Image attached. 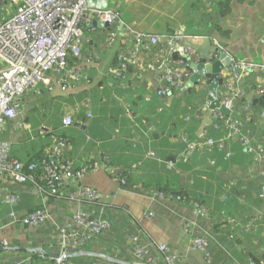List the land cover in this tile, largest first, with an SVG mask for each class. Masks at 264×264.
<instances>
[{"label":"crops","instance_id":"crops-1","mask_svg":"<svg viewBox=\"0 0 264 264\" xmlns=\"http://www.w3.org/2000/svg\"><path fill=\"white\" fill-rule=\"evenodd\" d=\"M218 1L112 0L109 5L120 10L124 27L96 28L91 25L92 21L85 26L82 54L68 69L73 74L82 69L81 78L52 72L53 89L40 85L19 98L20 115L11 119L0 133V140L10 145L9 154L28 163L37 155H43L51 145L55 147L59 136L64 135L67 147L63 159L71 161L75 168L87 167L82 183L96 188L104 197L102 205L84 204L83 207L102 214L112 226L91 243L96 251H82L105 253L133 263L131 237L139 234L142 242L153 243L152 253L158 257V264H166L157 247L162 243L167 245L169 253L177 256V264H252L244 255L247 245L234 246L226 233L214 232L215 224L224 222L226 217H204L197 205L159 200L150 191L151 186H166L168 182L187 186L195 195L205 196L214 214L220 205L215 196L217 190L232 189L238 182L248 190L253 187L246 181H254V197L251 194L253 198L247 199L248 204L258 202L264 208L258 196L262 179L260 167L253 163V156L240 141L228 145V150L233 151L229 159L226 151L217 147L213 151H205V148L189 151V144L184 141V134L191 143L199 140L205 128L216 134L210 127L214 110L208 101L209 80L202 91L199 84L195 86L201 95L206 92L204 102L199 103L185 94L190 88H180L171 97L160 96L157 74L149 63L141 70L131 67L124 78L115 73L121 64L120 56L134 46L133 37L125 34L127 29L155 34L183 31L189 37L187 40L198 45L209 37L213 45L222 47L236 62H264V0H229L224 14ZM112 33L116 40L109 43L106 38ZM197 53L200 55L199 51ZM225 73L236 79L231 69H226ZM236 73H241L239 84L251 103L264 87V72L243 74L237 69ZM60 80L66 83L65 88L58 83ZM204 80L207 81L205 77ZM251 80L258 83V89H253ZM243 107L237 102L233 115L243 118ZM66 116L72 117L71 125L63 123ZM247 127L252 130L250 125ZM221 134L223 130L217 138ZM261 136L264 138V129L256 133L257 140ZM230 171L235 172L238 179H231L233 172ZM77 189L76 184L67 185L63 191ZM8 192L20 196L16 205L5 203ZM44 197L31 182H18L9 177L0 180V225H7L5 236L11 247L0 245V260L30 259V252H36L31 250L33 248L52 251L50 248L56 242L55 225L49 222L30 229L13 224L11 217L14 210L21 217L46 206L61 224L71 218L78 206L63 196L49 200ZM263 211L253 204L250 205L253 216L239 214L241 236L255 237L252 248L256 246L257 251L264 247ZM189 222H195L193 232L188 228ZM252 222L256 226L247 230ZM197 236L208 240L212 263L206 260L203 251L194 248ZM73 257L78 258V264L96 261L88 254ZM107 260L101 264H114Z\"/></svg>","mask_w":264,"mask_h":264},{"label":"built area","instance_id":"built-area-1","mask_svg":"<svg viewBox=\"0 0 264 264\" xmlns=\"http://www.w3.org/2000/svg\"><path fill=\"white\" fill-rule=\"evenodd\" d=\"M89 1L0 0V133L4 131L11 119L20 115L19 98L28 90L36 89L40 85H46L53 89L50 73H68L69 77L74 79L81 78L82 69H78L79 71L77 70L74 74L70 73L68 69L70 58H78L82 54L84 28L89 22L97 19L104 22L120 21L123 23L120 10L109 5L112 0H94L106 1L108 5L105 8L91 6ZM125 34L133 37L134 46L126 55L120 56L121 64L115 70L117 77L124 78L130 66L141 70L146 63H149V67L157 74L160 96L171 97L176 90L185 86L191 75V70L179 66L181 62H177L174 55L181 47H184L186 61L187 59L196 60L200 55L193 48L184 45L185 40L189 37L183 31L172 34H155L127 29ZM106 40L113 43L116 40V35L112 33L107 36ZM216 56V54L211 55L208 60L213 61L217 58ZM237 62L240 66L239 70L243 74L251 71L264 72V62L249 60ZM223 75L227 78V82L222 89L221 106L214 109V119L210 125L216 131L224 130L226 135L215 138L209 134V129L205 128L197 141L191 143L186 134L183 138L189 144V151L202 148L213 151L217 147L226 151L227 159L232 154V151L228 150V145L240 141L245 151L253 156V163L260 167L262 179L259 185V197L264 201V143H259L250 133H246V126L242 119H236V116L233 115L238 98L245 93L239 84L242 75L238 74L239 76L235 80L231 79L225 71ZM58 83L65 88V82L60 80ZM259 93L264 95V87L260 88ZM261 117L264 119V111L261 113ZM63 123L71 125L72 117H64ZM66 147V141L58 139L52 151V159L45 168V176L49 184L48 190L37 188L45 196V192L57 194L61 184L66 186L76 184L78 186L77 192L68 194L69 200L78 205L73 210V215L63 224H55L58 229L57 244L60 247V253L82 250L112 226L110 220L102 214H94L83 207L84 204L102 205L104 197L96 188L82 183L88 171L87 167L77 169L71 161L60 160ZM9 151V143L0 140V180L9 177L18 182L34 181L30 173L24 172L23 162L12 157ZM213 164H216V161H213ZM37 168L38 164L35 162L28 166L29 171H34ZM155 192L158 195L153 193L156 198L164 200L162 192ZM19 199L20 196L16 192L5 194V203L10 205H16ZM198 209L201 215L206 214V211ZM51 216L49 210H38L21 215V217L17 215L16 210L11 211L13 224L21 220L26 225L36 226L46 223V220ZM229 223L235 224L233 220H230ZM262 224L264 226V220ZM194 226L195 222L188 223L191 232H193ZM255 226V222H252L248 225L247 230H251ZM6 229L7 225H0V245L5 248L8 247V238L3 234ZM131 244L135 263L158 264V257L152 253L153 243L142 242L141 236L137 234L131 237ZM157 247L169 264H177V256L168 252L166 244H158ZM194 248L203 251L206 260L210 261L209 242L205 237L195 238ZM28 260L27 263L30 264L31 260L29 262ZM64 260L65 258H57L56 262L63 264ZM23 263L24 261L18 259L11 262L2 259L0 262V264ZM91 264L101 263L94 261Z\"/></svg>","mask_w":264,"mask_h":264},{"label":"trees","instance_id":"trees-1","mask_svg":"<svg viewBox=\"0 0 264 264\" xmlns=\"http://www.w3.org/2000/svg\"><path fill=\"white\" fill-rule=\"evenodd\" d=\"M218 6L221 8V10H220L221 13L224 14L225 11H227L228 8H229V0H219L218 1ZM76 58L77 57H71L70 58V63H73ZM174 58H175V60L177 62H181V64H179V66L186 67V65H185L186 57L183 54L177 52L174 55ZM131 67L132 66H130L129 69ZM187 69L190 71L189 68H187ZM205 78L207 79V81L204 80V78H203V80H201L198 83V84H201V86L199 88L200 91H202L203 84L208 82V80H209V77H205ZM226 79L227 78L223 75L222 76V81H221V84H220V87H219V92H218L220 100L223 97V95L221 94V90L224 89L223 86L227 82ZM250 83L252 84L253 89L256 90V89L259 88L258 83L256 81L251 80ZM199 89H197L196 87H192V88H190V90H187L185 92V94L194 97L195 101H198L199 103H203L204 102L203 98L206 95V92H205L204 95H201ZM247 100H248V96L246 95V93H244V94L240 95V97L238 98V101H237L239 104H243V106H244L243 108L245 110V113H244V117L241 118V119H242L244 125L246 126V130H247L246 133H250L256 139V141L259 140V143H264V138L262 136H261V139H259V137H258V140H257V137H256L257 131H259V129H260V131H261V129H264V119L261 117V113L264 111V105L260 103V99L257 96L253 98V101L251 103H248ZM226 115L229 116V114H227V113H226ZM236 119H240V118L236 117ZM248 125H250L252 130L249 127H247ZM210 127H211V125H210ZM211 129H213V128L211 127ZM219 131L214 130V132L216 134H213L212 130H210L209 134L214 136L215 138H217ZM221 135L222 136L226 135L224 130H223V134H221ZM222 136L219 135V137H222ZM59 139H63L67 143V140L64 138V135H60ZM53 147L54 146L51 145L48 148V150L45 151V153H43V155H37L32 161H29L28 163H23L24 172L30 173L32 175L33 180H34V181H30V182L33 183L36 186V188H39V189L42 188L44 191L48 190V187H49V184H48L46 176H45V168L50 163V160L52 159ZM205 151H207V148H205ZM64 153H65V151H64ZM60 160H64L63 157H60ZM32 162L37 163L38 164V168L36 170H34V171H29L28 170V166ZM79 168H81V167H79ZM79 168H77V169H79ZM70 185L71 184H69V186ZM65 186H66L65 184H61L58 187V190H59L58 193L55 194V195L54 194H48L49 192H45L44 193L45 194L44 198H47L49 200L50 197H59L60 198V197L63 196L68 202H70L71 200H69L68 194L70 192H77L78 189H77V191H72L71 190L69 192H64L63 189L65 188ZM151 187L153 189V190L152 189L150 190L151 193H155L156 194L155 191H159V192H162L164 194V200L163 201H170V202H173V203H183V202L185 203L186 202V204H190L191 207L194 206V205H197V208H201L203 211H206V214L202 215L204 217H206V216H208V217L210 216L211 217L212 215L213 216L216 215L217 219L218 218L220 219L223 216L226 217L224 222H220L219 224H215L214 232H216V233H218V232L226 233L228 235L227 236L228 239L230 241H233V245L234 246H239V245L245 246V245H247L248 246V251L244 250L245 251L244 255H246L248 260H250V262H252V264H264V247L262 248V250L259 249V251H257L258 249H257L256 246H255V249L252 248L253 243H254L253 240H257V239L255 237H253L252 235H250V234H249L250 235L249 237L242 238V236H241V234H243V233H241V232H243L242 231V226H241V223L239 222V220L237 219V214H238V216L240 214L239 213V209L237 207V204H238V202L242 203V201H245L248 198H253L251 196L250 192L248 191V190L251 191V189H248V190L245 189L241 185V183L238 182L237 184L234 185V187L232 189H230V188H222L221 190L220 189L217 190L218 192L215 194V196L219 200L220 205L217 208H215L216 211H214V214H213L212 210L210 209V206L207 204V199L205 198V196L201 195V194L200 195H195L194 193H192V191L187 186L182 187V186H177V185H171V183L168 182L166 186H164V185H155V186H151ZM258 196H259V192H258ZM47 203H48V201H47ZM46 205L48 207H50L48 204H46ZM208 208H209L210 211L208 210ZM38 210H49L51 212V214H52V211L49 208H47L46 206L38 208V209H36L34 211H30L29 213L35 212V211H38ZM229 216H231V217H229ZM230 220H233V222L235 224L229 223ZM46 221H47L46 223L38 224L36 226L26 225L21 220L18 223L22 224L26 228L37 229V228H40V227L46 225L49 222H51L52 225H54L55 222H56V220L54 219L53 214ZM58 224H60V223L58 222ZM212 230H213V227H212ZM6 233H7V229L3 232L4 236L6 235ZM105 233H107V231H105L101 235H99L97 237V239H99ZM197 237H201V236H197ZM261 241L262 240H260V242ZM90 245L91 244H88L87 246H85L82 249L96 251L95 248L90 246ZM50 250L57 251V252L60 251V247L58 246L57 242H55V244L50 248ZM208 252H209V259H210L209 262L212 263L213 258H212V254L209 251V248H208ZM30 254H31L32 258H30L29 260L28 259H24L23 260L24 261L23 264H29V263H27V260H28V262L31 260L30 264H57L56 263V259H53V258L43 254L40 251L30 252ZM161 255L164 257L163 254H161ZM94 257H95V260L99 261L100 263L106 261V259H104L103 257H96V256H94ZM77 259H78L77 257L66 258L63 261L64 262L63 264H78V263H76ZM164 259H165V257H164ZM1 261L2 260H0V262ZM165 261H166L165 263L167 264L168 261L166 259H165ZM109 263H111V262H109ZM85 264H91V262L90 263H85ZM114 264H120V263H115L114 262Z\"/></svg>","mask_w":264,"mask_h":264},{"label":"water","instance_id":"water-1","mask_svg":"<svg viewBox=\"0 0 264 264\" xmlns=\"http://www.w3.org/2000/svg\"><path fill=\"white\" fill-rule=\"evenodd\" d=\"M91 6L96 5L99 8H105L107 7L108 3L106 1H89ZM92 26L96 28H107V27H120L121 29L124 27V24L120 21H114V22H104L102 20L94 19L91 23ZM185 46H189L193 48L194 50H197L200 52L199 58L196 60L194 59H187L186 61V67L191 70V75L189 79L186 81L184 88L189 89L192 87H195L198 85V83L204 78L209 77V86H208V101L210 103L211 109H217L221 106V101L218 95L219 87L222 81V73L226 69H231L233 71V75L237 78L239 75L236 73L237 69H240V66L237 64L236 60L222 47L219 45H213L211 43V39L209 37H206L204 39V43L202 45H198L193 43L192 41L185 40ZM179 53L186 56L184 53V47L179 48ZM210 53L216 54L217 58L212 60H207ZM260 99V103L264 105V95H260L258 97ZM7 249H10L11 247H6ZM31 250L34 251H40L43 254L53 258H70L79 254H88L96 257H103L105 259L114 261L116 263L120 264H134L131 262H125L121 261L117 258H114L108 254L105 253H98V252H84L82 250L78 251H70L67 253H60L57 251H49L42 247L39 248H33Z\"/></svg>","mask_w":264,"mask_h":264},{"label":"rangeland","instance_id":"rangeland-1","mask_svg":"<svg viewBox=\"0 0 264 264\" xmlns=\"http://www.w3.org/2000/svg\"><path fill=\"white\" fill-rule=\"evenodd\" d=\"M8 7H9V5H8ZM232 155H233V151H232V154H231V157H232ZM230 157V158H231ZM233 166V165H232ZM230 172H233V171H230ZM227 179H228V177H226ZM231 179H238V177H237V175H236V173L235 172H233V174H232V177H231ZM255 180L257 181V178H255ZM246 183H248L249 184V186L250 187H253V188H251V191L249 190V192H250V194H252L253 195V192H254V190H255V182L254 181H251V183H250V181L248 182V181H246ZM253 197H254V195H253ZM260 198V197H259ZM262 202H264L262 199H260ZM249 203V201L248 200H246V202L245 203H241V202H238V204H237V207H238V209H239V213H240V215L241 214H243V217H245V216H253L254 214L253 213H251L250 214V205H256L257 207H258V209H261L262 211H263V207H262V205H261V203H258V202H254V203H250V204H248ZM229 217H231V216H229ZM242 217V218H243ZM237 219L238 220H241V218H239V216H238V214H237ZM55 224H58V221H56L55 222ZM54 224V225H55ZM63 224V223H62ZM56 226V225H55ZM55 230H56V232L54 233L55 235H56V242H57V234H58V229H57V226H56V228H55ZM260 244H263V243H260ZM57 263V262H56ZM133 263L134 264H137V263H135V261H133ZM79 264H82V263H79Z\"/></svg>","mask_w":264,"mask_h":264}]
</instances>
